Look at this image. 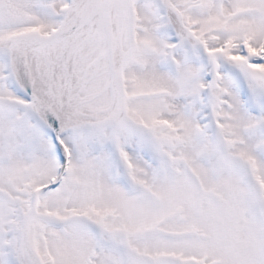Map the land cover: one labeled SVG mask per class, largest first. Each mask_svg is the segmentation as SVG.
<instances>
[{
	"label": "snow or ice",
	"instance_id": "1",
	"mask_svg": "<svg viewBox=\"0 0 264 264\" xmlns=\"http://www.w3.org/2000/svg\"><path fill=\"white\" fill-rule=\"evenodd\" d=\"M0 264H264V0H0Z\"/></svg>",
	"mask_w": 264,
	"mask_h": 264
}]
</instances>
